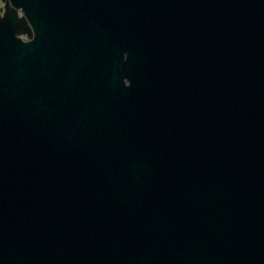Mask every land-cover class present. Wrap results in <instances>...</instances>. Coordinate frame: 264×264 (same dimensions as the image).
Wrapping results in <instances>:
<instances>
[{
	"label": "water",
	"instance_id": "1",
	"mask_svg": "<svg viewBox=\"0 0 264 264\" xmlns=\"http://www.w3.org/2000/svg\"><path fill=\"white\" fill-rule=\"evenodd\" d=\"M220 1H6L0 264H264V8L252 41L221 42L249 2L222 16ZM205 7L221 82L181 106L179 83L167 99L153 81L178 14L197 24Z\"/></svg>",
	"mask_w": 264,
	"mask_h": 264
},
{
	"label": "bare ground",
	"instance_id": "2",
	"mask_svg": "<svg viewBox=\"0 0 264 264\" xmlns=\"http://www.w3.org/2000/svg\"><path fill=\"white\" fill-rule=\"evenodd\" d=\"M221 29L222 27H220V25H219V23H218V21L217 20H214V22H213V24L212 25H208V27H207V32L208 31H210V32H213V33H217V32H219L220 30H218V29ZM188 75H189V77H190V79L191 80H193V81H195V82H199V78H200V75L202 74V73H200V74H197V75H193V74H191V73H187ZM206 74V81H210L211 79L212 80H214V81H217V82H221V80H216V76H214L213 74H211V75H208L207 73H205ZM222 77V76H221Z\"/></svg>",
	"mask_w": 264,
	"mask_h": 264
},
{
	"label": "rangeland",
	"instance_id": "3",
	"mask_svg": "<svg viewBox=\"0 0 264 264\" xmlns=\"http://www.w3.org/2000/svg\"><path fill=\"white\" fill-rule=\"evenodd\" d=\"M1 6V5H0Z\"/></svg>",
	"mask_w": 264,
	"mask_h": 264
}]
</instances>
